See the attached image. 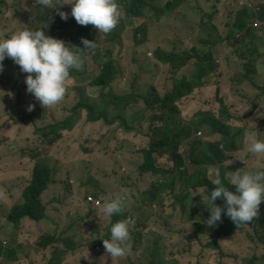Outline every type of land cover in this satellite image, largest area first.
<instances>
[{
	"label": "trees",
	"instance_id": "1",
	"mask_svg": "<svg viewBox=\"0 0 264 264\" xmlns=\"http://www.w3.org/2000/svg\"><path fill=\"white\" fill-rule=\"evenodd\" d=\"M241 2L244 3L241 4ZM1 3L5 4V1L3 0ZM117 3L121 9V19L109 33V36L113 34L111 39L115 45L114 50L106 51L103 45H97L94 50L83 53L86 58L95 55L96 59L101 62L99 75L91 79L89 84L92 101L85 103L79 99L81 97H76L78 101L69 109L72 116L66 117L65 115L62 120L54 121L35 130L36 134L42 136L41 144L34 146V153L30 147L26 149L28 155L35 161L32 177L24 188L23 202L16 203L11 207L7 220L19 226L20 243H30L31 251L36 247L46 250L52 246L49 259L45 264H65L71 259L70 254L77 256L79 248H76L74 244L75 235L66 237L42 231L36 241L33 239V235L41 229L44 219L48 216L49 204L45 200V195L52 183L56 182L54 166L47 162L53 149V143L70 135L77 127L81 117L86 114L87 123L103 121L106 124H114L119 122L120 126L124 128V132L140 134L142 141L148 144L141 148L142 156L139 162H135V165L140 176L148 174L152 176V185L150 184V187L142 191L140 199L130 201V198L123 194V200L130 206L124 213L125 216L134 210L140 209L143 213L146 208H151L153 214L148 222L156 220L159 224V230L154 227L151 231L155 238L150 245L153 255L162 257L165 253L163 250L173 244L175 240L171 239L168 242V238L171 233L176 231L174 229L194 228L193 236L195 238L202 234L206 239L205 242H203V238L198 242L194 239V243H198L197 246L200 245L202 250H215L213 257L218 256L216 262H213L212 257L206 264H225L226 258L235 256L233 252L226 251L225 245L229 240L234 239L236 231H239L253 248L262 250L260 253L255 252L252 255L251 262L261 259L264 264V215L258 214L251 222L241 224L239 227L228 216L218 221L215 226H209L206 221L210 217V209L203 206L201 199L199 208L196 210L202 211L203 215L198 216L195 213L194 217L190 214L188 217L185 213L179 214L174 211L178 208L185 209L184 196L186 193L190 197L197 195V191L195 192L197 189L208 187L210 192L214 189L215 186L211 183L212 179L207 176L206 172V168L209 166L218 169L219 178L229 187H231L229 181L232 172L241 169L243 171L264 169V163L261 160H256L262 156V153L252 154L247 151V142L264 139V114L257 121L254 134L237 142L243 129H236L230 122L234 119L228 113H231V106L228 104L230 98L223 96L222 93L223 91L227 92V84L232 86L233 95L242 93L239 90L240 82L237 81L242 69L248 70L253 77H264V72H260L258 69L259 67L264 69V0H227L226 3L224 0H202L196 8L202 12L200 22L205 36H191L187 39L178 37L175 40L161 43L147 39L150 24H162L166 17L172 19L177 16V10L181 3L185 4V9L181 13L184 17H188V13L194 10L190 8L193 3L191 4L187 0H117ZM148 9L152 10L150 15H147ZM18 13L24 16L28 14L26 10L19 7ZM128 20L143 22L139 23L135 29H130L127 27ZM40 21L39 27H32V29H44L46 35L62 40H64L63 32L68 26L80 30L79 24L71 15L66 20L67 24L63 26L60 24L63 19L59 14L52 17L44 16ZM83 34H89V40L96 42L89 31L86 30ZM127 37L135 43L136 50L139 48L146 55L150 53V50H153L148 63L152 70L157 67H168L173 71L174 86L166 95L163 96L160 93L153 80L156 73L152 80L149 76L144 78V81L150 80L147 83L149 90L146 94L136 90L143 75L140 66L138 69L133 68L134 77L131 91L124 94L116 93L114 85L121 76L113 52L118 51V56L123 55ZM105 41L109 42L106 38ZM69 44L79 46L75 39H72ZM71 45L70 47H73ZM147 46L150 48H146ZM5 60L12 63L11 67L6 70H11L16 65L10 58ZM188 66L190 67L189 72ZM214 71L219 77L217 86H212L210 79V75ZM84 76H89L85 62L81 69L70 70L69 81L74 78L82 80ZM245 77L248 78L244 74ZM25 78L24 80L19 79L13 86L15 92L18 91L25 97L16 99L19 109H25L26 105L28 109V102L32 99L36 100L32 94L27 92ZM122 79L128 80V76H125L124 73ZM223 79L228 83L224 84ZM69 81L66 98H69V90H72ZM250 86H254V83H251ZM257 91L259 98H252L247 103L249 115L259 112L264 102V98H262L264 84ZM205 94H208L209 98H205ZM7 102L13 103L14 101L9 98ZM142 102L145 104V110L152 111L151 115L143 117L144 109L141 111L138 108ZM247 104L244 105L246 109ZM5 106L7 105L4 104L3 107ZM64 109L66 110V107ZM135 122L139 123V127L133 125ZM202 127L203 130H201ZM198 131H201V134H198ZM203 131L207 133L206 137H202ZM213 134L215 137L210 136ZM30 141L33 140L30 139ZM44 151L47 152L46 155L43 154ZM247 155L250 157L246 158ZM170 172L173 175L164 179L163 176L169 175ZM149 182L150 180L146 179L145 183ZM81 184L86 185L84 181H81ZM133 187L137 188L136 185ZM232 190L234 191V189ZM96 192V196L103 202L101 206H94L89 202V196H84L93 213L95 209L102 210L101 207L107 202L109 196L116 194L114 188L110 190L108 187H99ZM133 195L138 197L136 191ZM166 200L171 201L172 208L168 206ZM161 203L167 205V211L164 214L156 209V206ZM215 203L221 207L225 205L222 198H218ZM210 204L209 207L212 206V202ZM262 208H264V202L260 205L259 213ZM119 220L121 218L109 221L110 225L106 231L99 232L96 239L88 240L83 244V247L87 250L97 246L106 255L103 240L110 238L111 225ZM137 220L139 226L147 227V220L143 221L141 217H138ZM132 230L131 225L130 231ZM192 240L193 237L190 236L182 237L180 243L178 245L175 243L174 246H185L191 251L193 248H189V244ZM109 259L117 261L111 256ZM175 261L180 262L177 259ZM19 262L20 258L16 255L14 247L0 246V264H19ZM79 262L80 259L77 258L71 264ZM127 264L146 263L140 259L138 261L129 260ZM161 264H169V262L163 261Z\"/></svg>",
	"mask_w": 264,
	"mask_h": 264
},
{
	"label": "rangeland",
	"instance_id": "2",
	"mask_svg": "<svg viewBox=\"0 0 264 264\" xmlns=\"http://www.w3.org/2000/svg\"><path fill=\"white\" fill-rule=\"evenodd\" d=\"M2 1L0 0V31L2 27H9L5 24V21H12L14 26L12 33L8 36L21 28L27 27L28 23L23 19L25 16L18 13L17 2L14 0H4L5 4H2ZM17 1L22 2L20 5L29 14L32 20L31 24L40 25L41 21L36 18L38 13L36 4L33 2L32 5L27 0ZM200 1L202 0H187V2L193 3V5H190V8L194 9L188 13V17H184L181 13L185 9V4L181 3L177 10L178 16H174L172 19L166 17L162 24L151 23L147 39L152 42L161 43L175 40L178 37L187 39L191 36H205L202 31V23L200 22L202 12L196 8ZM66 2L67 0H56L54 6L59 7L62 5L60 10L70 15L72 6ZM243 3L241 2V4ZM51 10L56 11L55 8ZM147 12V15H150L152 10L148 9ZM44 13L46 17L54 15L50 10H44ZM11 18L15 19L16 22L14 23ZM73 19L75 20V18ZM169 19L171 20L168 22ZM141 22L143 21L128 20L127 27L135 29ZM79 28L80 31L77 28L72 29L71 27L66 29L63 32L64 41L69 43L72 39H75L79 46L83 48L81 43L82 38L89 40L90 37L89 34H83L87 30L94 36L98 46L103 45L106 51L114 50L115 45L111 39L113 38V34L110 36L109 33L100 34L98 29L91 24L87 26L79 25ZM105 38L109 42H106ZM135 46L132 39L127 37L124 43L125 49L123 55L118 56V51L113 52V57H115L116 64L119 67V75L121 76L118 79L119 81L114 85L116 93L124 94L131 91L134 77L133 68L138 69L140 66L143 75L136 90H140L146 94L149 90L147 83L153 79V75L156 73L157 75L153 80L160 93L163 96L166 95L174 86L173 71L168 69V67H157L155 70H152L148 63L150 62V54H153V50H150V53L146 55L139 48L136 50ZM146 48L150 47L147 46ZM85 64L89 76H84L82 80L74 78L69 81V85L72 87V90H69V98L65 96L60 103L47 109L34 99L28 102L29 105H35L32 111H28L27 105L24 106L25 109L17 107L16 99L25 97L20 92H15L13 86L19 79L24 80L28 75L27 73H22L18 65L13 67L12 74H9L6 79H0V168L4 172V181L0 185L4 188L5 182L6 200L8 196L13 200L19 198L26 186V182L32 177L35 161L30 159L31 157L26 152V149L30 147V150L34 153V146L41 144L42 136L41 134H36L35 130L54 121L62 120L65 115L66 117L72 116L69 113V109L78 101L76 97H81L79 99L85 103L92 101L89 84L91 79L99 75L101 62L96 59L95 55H91L85 59ZM258 69L260 72H264L263 68L259 67ZM187 70L188 72L190 71L189 66ZM242 70H240L242 72L240 78L237 79L240 82L239 90L242 93L240 95H233V88L230 84H227L228 82L224 83L228 85L227 92H222L223 96L230 98L228 104L231 106V113H228L234 118L230 122L236 129H243V133L237 138V142H241L245 137L248 138L254 134V130L258 124L257 121L264 114V102L259 112L250 115L248 114L249 105L247 104L252 98H259L257 89L263 86L264 77H253L248 70ZM124 73L125 76H128V80L122 79ZM182 73H184V70H182ZM244 74L248 78H244ZM146 76H149L150 80L144 81ZM210 79L212 80V86L218 85L219 77L215 71L210 75ZM251 83H254V86H250ZM2 98H10L14 102H6L7 106L3 107ZM205 98H209V95L205 94ZM245 104H247V109L244 106ZM64 107H66V110ZM96 108L98 109V106ZM138 108L141 111L144 109L143 117L152 114V111L145 110L144 102ZM217 109H219L218 106ZM133 125L139 127L138 122H135ZM201 130H203V127ZM206 136L207 133L203 131L202 137ZM210 136L215 137L214 134ZM30 139L33 141H30ZM250 142H247V145ZM144 146H148V144L142 141V135L124 132V128L120 126L119 122H115L114 124H106L103 121L87 123L86 114L82 116L77 127L73 129L70 135L53 143V149L48 156L47 162H50L54 166L56 182L52 183L45 195V200L49 204L48 216L44 219L41 229L33 235V239L36 241L42 231L57 233L66 237L75 235L74 244L76 248H79L77 249V256L70 254L71 259L66 261L65 264H71L77 258L80 259L78 264H127L129 260L138 261L140 259H143L146 264H161L163 261L169 262V264H206L216 251L213 249L202 250L200 245L197 246L198 243H194V239L197 242L201 241L202 238L203 242L206 241L202 234H199L196 238L193 237L192 242L189 244V248L193 249L190 251L185 246H174L175 243L177 245L180 243L182 237L190 229H174L176 231L171 233L168 238V242L171 239L175 240L173 244L163 250L165 253L162 257L156 254L153 255L150 245L155 238L151 234V231L154 227L159 230V224L156 220L148 222L153 214L150 207L146 208L143 213L138 209L132 211L131 214L127 213L125 216L124 213L130 208L125 203L123 214L120 213L107 217L102 210L95 209L94 213L91 212V208L88 206L89 202L84 199L85 195L97 197L96 191L99 187H108L110 190L114 188L116 194H119L122 198L123 194H125L127 198H130V201L140 199L142 191L152 185V176L150 174L140 176V172L135 165V162H139L142 156L141 148ZM43 154L46 155L47 152L44 151ZM249 157V155L246 156V158ZM256 160H261L264 163V154L256 158ZM217 171L218 169L212 166L206 168L207 176L212 180L217 178L215 175ZM172 175L173 173L170 172L169 175L163 176V178H170ZM146 179H149L150 182L145 183ZM81 181H84L86 185H82ZM133 185H136L137 188L133 187ZM135 191L138 197L133 195ZM3 203L5 202L3 201ZM3 203L1 202L0 204V233L7 239V244L5 246L2 244L3 247L17 246V256L20 258L19 264H45L49 259L52 246L46 250L36 247L35 250L31 251L30 243H20V228L7 220L9 208ZM166 203L172 208L170 200H166ZM199 204L200 199L198 197H189L185 209L178 208L174 209V211L179 214L185 213L189 217L188 214L198 209ZM207 205H211L209 201H205V206ZM156 209L161 214H164L167 211V205L161 203L156 206ZM197 215H203L202 211H197ZM138 217H141L143 221L147 220L146 228L138 225ZM117 218H131L134 221L132 224L133 230L131 231V254L116 257L117 261H111L109 259L110 254L107 253L105 255L99 249L96 250L97 246L87 250L83 247V244L88 240L96 239L99 236V232L106 231L108 225H110L109 221L112 222ZM222 218H226V215L223 213ZM191 230L195 231L194 228ZM240 235V232L236 231L235 238L226 243V251L233 252L235 259L226 258L224 260L225 264H263L261 259L251 262L252 255L255 252L260 253L262 250L260 248H253L245 240L244 235ZM217 258L218 256L215 255L212 259L213 262H216ZM169 259H172V261H169ZM176 259L180 262H176Z\"/></svg>",
	"mask_w": 264,
	"mask_h": 264
},
{
	"label": "clouds",
	"instance_id": "3",
	"mask_svg": "<svg viewBox=\"0 0 264 264\" xmlns=\"http://www.w3.org/2000/svg\"><path fill=\"white\" fill-rule=\"evenodd\" d=\"M27 1L32 5L33 2L36 4L35 6L38 10L36 15L37 20H41L42 17L46 16L44 10H50L54 13L53 16H58L59 14L61 19H63L60 23L62 26L67 24L66 20L69 19V13L60 10L62 5L59 7L54 6L56 0ZM226 2L227 0H224V3ZM66 3L72 6L70 15L75 18L79 25L87 26L91 24L98 29L100 34L110 33L121 19V9L117 0H67ZM53 8L57 12L51 10ZM23 19L26 20L28 26L19 29L10 36L8 35L12 33V29L14 28L12 21H5V24L9 26L8 28H1L0 79L4 80L9 74H12V69L6 70L11 67L12 63H8L5 60L6 58L12 59L20 67L22 73L28 74L25 78L27 92L32 94L41 106L47 109L63 100L67 92L70 70L81 69L86 59L83 53L94 50L97 44L94 41L82 38L81 43L83 48L71 45L62 39L46 35L44 29H32V27L38 28L39 25L31 24L32 20L29 14ZM12 20L14 23L16 22L15 19ZM78 31L80 30L78 29ZM70 45L73 47H70ZM5 65L8 67H4ZM223 83H227V81L223 79ZM8 100L9 98H2V103L5 104ZM34 108V104L29 105L28 111H32ZM198 134H201V131H198ZM247 151L252 154H264V139L253 140L248 145ZM215 175L217 178L211 181L215 187L211 192L207 189L208 187H203L201 190H195V192L197 191L196 196H190L201 199L203 206H205V201L212 202L211 207L207 205L211 213L206 221L209 226H215L218 221H221L222 213L228 216L237 227L241 224H248L258 214L264 215V208L259 213L260 205L264 202V169L258 168L253 171H243L241 169L232 172L229 181L231 187L226 186L219 178V171ZM2 177L3 180L0 183L4 181V172ZM5 187V182L4 188L0 185V204L4 201L5 203L3 204L9 208V212L13 205L23 202L22 195L24 189L22 195L16 200H13L10 196L6 200ZM12 196L14 197V195ZM188 198L189 196L186 193L184 196L186 203ZM218 198H222L225 201L224 207L216 205L215 201ZM124 204L125 201L119 194H113L104 203L102 211L105 216L111 217L115 214H120L123 211ZM195 213H197V210L192 211L190 215L194 217ZM133 223L134 221L128 218L121 219L111 225L110 238L103 240L106 252L111 257H123L131 254L130 228ZM193 234L194 232L190 229L184 237H194ZM2 244L5 246L7 239L0 233L1 247H3ZM13 247L17 255V246ZM98 249L96 247V250Z\"/></svg>",
	"mask_w": 264,
	"mask_h": 264
},
{
	"label": "built area",
	"instance_id": "4",
	"mask_svg": "<svg viewBox=\"0 0 264 264\" xmlns=\"http://www.w3.org/2000/svg\"><path fill=\"white\" fill-rule=\"evenodd\" d=\"M89 202H91L94 206H100L102 205V200L100 198H97L93 195H90L88 197Z\"/></svg>",
	"mask_w": 264,
	"mask_h": 264
},
{
	"label": "crops",
	"instance_id": "5",
	"mask_svg": "<svg viewBox=\"0 0 264 264\" xmlns=\"http://www.w3.org/2000/svg\"><path fill=\"white\" fill-rule=\"evenodd\" d=\"M15 2H17V4H18V6L17 7H19V8H21L22 9V6L20 5V3L22 4V2H20V3H18V1L17 0H14ZM87 126H88V124H87ZM2 174H3V170L0 168V181H1V179H2Z\"/></svg>",
	"mask_w": 264,
	"mask_h": 264
}]
</instances>
